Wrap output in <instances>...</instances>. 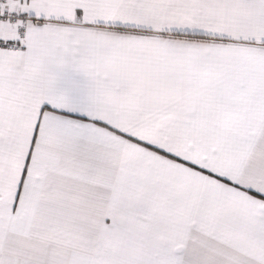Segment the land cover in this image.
Masks as SVG:
<instances>
[{
	"label": "snow or ice",
	"instance_id": "6c2138e0",
	"mask_svg": "<svg viewBox=\"0 0 264 264\" xmlns=\"http://www.w3.org/2000/svg\"><path fill=\"white\" fill-rule=\"evenodd\" d=\"M0 264H264V0H0Z\"/></svg>",
	"mask_w": 264,
	"mask_h": 264
}]
</instances>
